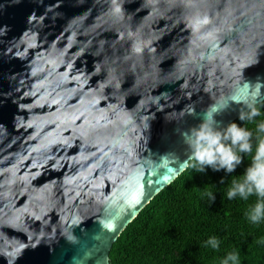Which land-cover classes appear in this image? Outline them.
I'll list each match as a JSON object with an SVG mask.
<instances>
[{
  "label": "water",
  "instance_id": "obj_1",
  "mask_svg": "<svg viewBox=\"0 0 264 264\" xmlns=\"http://www.w3.org/2000/svg\"><path fill=\"white\" fill-rule=\"evenodd\" d=\"M220 101H264V0H0V264H112Z\"/></svg>",
  "mask_w": 264,
  "mask_h": 264
},
{
  "label": "trees",
  "instance_id": "obj_2",
  "mask_svg": "<svg viewBox=\"0 0 264 264\" xmlns=\"http://www.w3.org/2000/svg\"><path fill=\"white\" fill-rule=\"evenodd\" d=\"M255 107L260 115L253 121H235L254 131L264 122V101ZM191 163L121 233L110 251L112 264H220L230 251L239 253L240 264H264V221L253 225L245 217L256 198L226 197L249 159L231 176L210 168L200 173ZM209 192L216 196L214 203ZM212 236L220 240L219 250L204 246Z\"/></svg>",
  "mask_w": 264,
  "mask_h": 264
},
{
  "label": "clouds",
  "instance_id": "obj_3",
  "mask_svg": "<svg viewBox=\"0 0 264 264\" xmlns=\"http://www.w3.org/2000/svg\"><path fill=\"white\" fill-rule=\"evenodd\" d=\"M225 107L224 101L213 105L200 125L190 130V166L200 173L210 168L214 172L223 171L225 176H231L247 157L248 166L243 174L231 180L226 197L228 200L239 198L242 201L255 197L245 217L249 223L257 225L264 221V122L257 123L254 131L236 121L227 126H219L222 122L216 120L214 114ZM258 115V109L249 104L248 111L242 112L238 119L241 122L253 121ZM221 183H224L223 178ZM208 197L211 203L215 202L216 196L213 193L209 192ZM204 246L219 250L220 240L215 236L209 237ZM220 264H240L239 253L228 252Z\"/></svg>",
  "mask_w": 264,
  "mask_h": 264
},
{
  "label": "snow or ice",
  "instance_id": "obj_4",
  "mask_svg": "<svg viewBox=\"0 0 264 264\" xmlns=\"http://www.w3.org/2000/svg\"><path fill=\"white\" fill-rule=\"evenodd\" d=\"M201 23H207V21L205 20V21H201Z\"/></svg>",
  "mask_w": 264,
  "mask_h": 264
}]
</instances>
